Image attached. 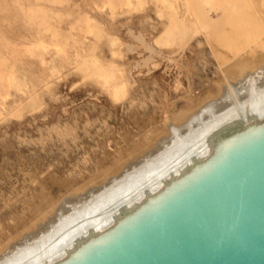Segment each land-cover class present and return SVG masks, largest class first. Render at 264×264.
Instances as JSON below:
<instances>
[{
    "label": "rangeland",
    "instance_id": "374dc122",
    "mask_svg": "<svg viewBox=\"0 0 264 264\" xmlns=\"http://www.w3.org/2000/svg\"><path fill=\"white\" fill-rule=\"evenodd\" d=\"M261 2L216 0L199 13L197 0H58L0 60V264L22 251L28 264L60 260L65 227L92 223L95 200L109 219L90 236H111L119 203L141 207L152 192L128 196L124 184L228 113L250 120L264 97L252 92L264 87L263 66L251 64L264 54ZM104 72L125 91L114 95ZM115 193L127 196L104 209Z\"/></svg>",
    "mask_w": 264,
    "mask_h": 264
},
{
    "label": "water",
    "instance_id": "95a60500",
    "mask_svg": "<svg viewBox=\"0 0 264 264\" xmlns=\"http://www.w3.org/2000/svg\"><path fill=\"white\" fill-rule=\"evenodd\" d=\"M69 264H264V132Z\"/></svg>",
    "mask_w": 264,
    "mask_h": 264
},
{
    "label": "bare ground",
    "instance_id": "6f19581e",
    "mask_svg": "<svg viewBox=\"0 0 264 264\" xmlns=\"http://www.w3.org/2000/svg\"><path fill=\"white\" fill-rule=\"evenodd\" d=\"M215 1L216 0H197L196 7L198 9V12L202 13L203 11L206 10L205 7H203L204 5H211ZM261 1H263V4H264V0H251L252 5H255V6H253L255 9H257L256 5H258V4L262 5ZM57 3H58V0H0V60L6 59V57H8L9 55H11L13 53L14 45L17 42L27 40L28 35H29V30L32 27L43 26L47 20V13ZM260 11L264 12V10H261V9H260ZM165 35L167 36V32L165 33ZM170 37H172L171 34H170ZM159 39L164 40L165 38L161 37ZM177 41H180V39ZM167 43L170 44L171 42H167ZM258 58L259 59H257V62L251 63L252 67L254 68V67H257L258 65L261 64L263 66L262 70H264V54H261V56L260 57L258 56ZM243 65H245V66H243ZM242 67L246 68L247 63L246 62L245 63L239 62L238 65L235 67L238 69L237 74H239L241 76L243 74H245V72L247 71V70L241 69ZM248 68L249 67H247L246 69H248ZM237 74H234L232 76H235ZM102 77L104 78L105 85L112 89V93L114 95H117L118 93H122L125 91V86H123V85L117 86L116 84H114V82H113L114 75H110V74H107L104 72ZM263 89H264V87H263ZM263 89H260V88L255 89L254 88V90L252 92L253 93L263 92L264 91ZM212 104L210 103V106ZM251 106H253V108L256 111L253 114H251V116L249 117L250 118L249 121H247V122L242 121V122L238 123V121L235 120V118H237V116L235 117L234 113H228L224 118H222V120H220L221 118L219 119L220 122H218V120H215L212 123L207 124L204 128H200L197 131H195L194 133H192L190 135L191 138L185 140L181 144L180 149L183 152H181V153L174 152L169 157V159H166L163 161L166 163H163L162 165L157 166V168L152 170V173L147 172V174L145 173L146 175L144 177L135 178V179L131 180L130 183L124 184L123 188H121L120 191L125 188L126 189L125 191H126L128 196L135 191L137 192L138 190H142L144 193L151 192V190H152V192L150 195L145 194L144 201H146L145 202L146 204H144L141 207L136 204V206L138 208L135 207V205L133 207L132 206L133 204H130L131 202L126 204V203L122 202V200H121L122 203H119L120 205H119V208L117 210L120 216L118 215V213H116L120 218L116 219L115 222L112 221L113 222L112 229L113 228L114 229L111 231V234L110 233L109 234L113 235V234L121 231L122 229H124L128 225V223L133 218H135L137 215H139L140 213H142L143 211H145L146 209H148L149 207H151L152 205H154L155 203H157L158 201H160L161 199H163L164 197L169 195L171 192H173L174 190L179 188L181 186L180 183H182L183 180H185L187 178L189 180H191L192 178H194L198 174L207 170L211 165H213L215 162H217L219 159H221V157L223 155L234 150L237 147H240V145L246 143V140L250 139L251 136H256L260 132H264V112H262V110H261L262 107L264 106V97H259L257 100L253 101ZM186 114H188V113H186ZM189 115H190V113H189ZM189 115H188V117H187V115L186 116L184 115V117H183V118H185L184 119L185 125H186V123H188V125H190V122L192 123V121L190 120V118L193 116L192 112H191L190 117H189ZM228 117H230V118H228ZM181 119H182V117H181ZM181 119L178 118V120H180V121H181ZM177 123H176V125L178 127L180 123L179 124H177ZM182 123H183V121H182ZM244 123H247V124H244ZM184 127H186V126H184ZM197 141H200V142H197ZM201 144H203V147H201ZM189 149H192L191 155L188 157L189 154H187L184 157L183 154L185 152H189ZM139 150H142V148ZM134 153L135 152H133V154ZM141 153H142V151H141ZM132 157H134V156H132ZM138 157H140V156H138ZM184 163H186V164L183 166ZM112 171H113V174L112 173H109V174L114 175L115 171L114 170H112ZM153 171H156V172L153 173ZM105 174H107V173H105ZM165 177H168L167 180L168 179L169 180L168 181L166 180V182H163L162 180ZM158 178H160L161 182H155L153 185H149L150 184L149 182H151V181H159ZM103 180H107V177L106 178L104 177ZM178 184L180 186H176ZM182 185H183V183H182ZM153 188H155V190ZM125 191L123 190L122 192L125 193ZM123 193H122V196H123ZM119 195L121 196V193L112 194V196L115 198V200H110L109 202L104 203L105 204L104 209L106 207L108 208L109 206H112V204L113 205L116 204ZM127 195H125L123 197L121 196V198L125 200ZM155 198L156 199L158 198L159 200L158 199L155 200ZM147 199H148V201H147ZM144 201H142V202L144 203ZM93 202L94 203L91 206V208L93 209L92 213H91L93 222L88 223L87 227L85 229L79 228L77 226L78 223H74V224L70 225V227H69V225L66 226L65 228H68L67 231H65L64 233L61 232L62 234L65 235V238L63 239L64 243H63L62 248H64L65 250L68 248V250H66L65 253L63 250H62L63 253L60 251L62 253L61 257L62 258L64 257V259L61 260V257H60V260L57 259L58 261H56L55 263H52L54 261H50V262H47L48 264H67V260L64 261L66 255L69 254L67 257H70V255H72L71 253H73L72 257L76 256L78 258L90 246L101 241L99 239H101L102 237H100L99 239H95V236H98L97 234L100 233V231L102 229V224L104 223V221L106 223L105 218L108 216L103 217V216L98 214L100 211V209H99L100 206L103 205V204H99V200H95ZM139 203H141V202H139ZM130 206H132L133 208L130 209ZM97 210H99V211H97ZM106 215H108V214H106ZM62 217H64V216H62ZM100 221H101V223L103 221V223L101 225H99ZM112 222H110V223H112ZM95 230L97 231L95 236H94V234L92 236H90L93 232H95ZM99 235H101V234H99ZM82 242L83 243L86 242V243L82 244L83 247L81 248ZM34 245H37V244H33L32 247H30V248L35 249V248H38V246L40 247L39 244L37 247ZM41 245H43V243ZM72 246H73V248H71ZM53 247H54V245L49 247V249L51 250V249H53ZM62 248H60V249H62ZM77 248L78 249L81 248V249L77 252ZM70 249H72V250L70 251ZM67 251H69V252H67ZM74 251L77 253L75 254ZM49 254H50L49 252H46L44 254V256L45 255L48 256ZM27 256H28L27 251H25V252L22 251L21 253H18V254H16L15 257H13L14 260H12V263L16 264L17 262L19 263V261H21L25 264H28L29 258ZM39 256H41V255H39ZM38 258H41V257H38ZM71 258H70V261H72V259H74L75 257L72 259ZM68 261H69V258H68ZM69 262H68V264H69ZM40 264H42V263H40Z\"/></svg>",
    "mask_w": 264,
    "mask_h": 264
}]
</instances>
